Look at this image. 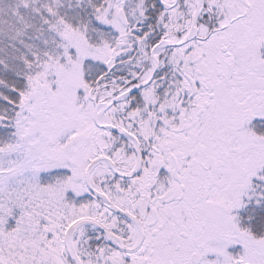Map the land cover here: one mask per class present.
<instances>
[{"label":"snow or ice","instance_id":"1","mask_svg":"<svg viewBox=\"0 0 264 264\" xmlns=\"http://www.w3.org/2000/svg\"><path fill=\"white\" fill-rule=\"evenodd\" d=\"M0 264H264V0H0Z\"/></svg>","mask_w":264,"mask_h":264}]
</instances>
